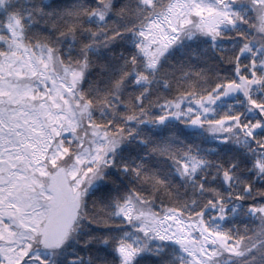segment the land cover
Returning <instances> with one entry per match:
<instances>
[{
	"label": "trees",
	"instance_id": "obj_1",
	"mask_svg": "<svg viewBox=\"0 0 264 264\" xmlns=\"http://www.w3.org/2000/svg\"><path fill=\"white\" fill-rule=\"evenodd\" d=\"M171 1L0 0V65L50 54L54 67L79 66L73 94L88 104L86 122L120 142L104 154L99 179L78 188L79 216L64 242H35L16 264H190L180 241L145 230L136 209L127 214L137 202L152 222L172 212L216 236L225 251L208 264H264V66L262 54L252 55L254 0L232 1L233 19L145 59L141 31ZM240 76L253 79L246 94L216 98ZM181 98L186 113L167 118ZM195 117L200 129L188 127ZM211 121L223 124L222 138L203 132ZM67 141V153L77 152Z\"/></svg>",
	"mask_w": 264,
	"mask_h": 264
},
{
	"label": "rangeland",
	"instance_id": "obj_2",
	"mask_svg": "<svg viewBox=\"0 0 264 264\" xmlns=\"http://www.w3.org/2000/svg\"><path fill=\"white\" fill-rule=\"evenodd\" d=\"M232 1L172 0L151 17L141 31L145 59L158 55L164 46L168 47L180 36L189 37L194 33L206 36L204 25L209 27L229 20L233 13ZM251 5L255 11L252 37L255 36L254 43L259 45L252 50V55L262 54L258 64L264 66V0H254ZM12 31L16 33L15 29ZM9 59L0 65V257L6 264H16L27 246L35 242L41 244L57 206L64 200L56 186L55 174L65 175L71 189L68 197L81 194L78 188L99 179L104 154L120 142L111 136L99 135L98 127L86 122L88 104H80L73 94L82 76L79 66L54 67L45 57L28 54L18 60ZM251 81L253 79L240 76L236 82L226 85L216 98L237 92L246 94L252 88ZM182 102L186 99L181 98L171 105L172 114L168 107L167 118H179L176 116L186 113L179 109ZM193 121L200 119L195 117ZM224 131L223 124L216 121L207 122L203 127L207 136L218 134V138H222ZM64 136L68 141L62 138ZM63 140L76 141L77 152L67 153ZM134 209L145 230L154 229L157 236L178 240L187 247L190 264H208L209 257L217 251L218 254L225 251L218 238L209 236L194 219L170 212L152 222L143 203L129 205L127 214Z\"/></svg>",
	"mask_w": 264,
	"mask_h": 264
},
{
	"label": "water",
	"instance_id": "obj_3",
	"mask_svg": "<svg viewBox=\"0 0 264 264\" xmlns=\"http://www.w3.org/2000/svg\"><path fill=\"white\" fill-rule=\"evenodd\" d=\"M199 124L191 123L189 128H199ZM56 183L61 188L64 196L70 192L69 186L64 175L59 172L55 175ZM79 194H76L72 200L62 202L53 216L50 225L43 235L41 244L44 248H54L59 246L66 238L73 222L79 214Z\"/></svg>",
	"mask_w": 264,
	"mask_h": 264
}]
</instances>
